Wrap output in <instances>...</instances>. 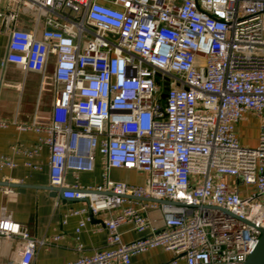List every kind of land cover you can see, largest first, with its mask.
I'll list each match as a JSON object with an SVG mask.
<instances>
[{"label": "built area", "instance_id": "built-area-1", "mask_svg": "<svg viewBox=\"0 0 264 264\" xmlns=\"http://www.w3.org/2000/svg\"><path fill=\"white\" fill-rule=\"evenodd\" d=\"M6 1L3 66L44 76L54 58L56 88L49 125L0 119V129L42 136L25 166L41 170L35 159L48 148L51 187L88 202L70 212L85 216L77 235L121 210L104 220L106 249L66 264H132L155 249L186 264H244L264 229V0ZM24 15L43 23L40 37L19 27ZM249 114L261 121L253 148L237 132ZM98 159L103 183L81 185ZM16 167L0 155V170ZM114 169L146 182L114 181ZM124 226L141 238L125 243ZM0 237L19 240L17 264H32L45 244L5 208Z\"/></svg>", "mask_w": 264, "mask_h": 264}, {"label": "crops", "instance_id": "crops-1", "mask_svg": "<svg viewBox=\"0 0 264 264\" xmlns=\"http://www.w3.org/2000/svg\"><path fill=\"white\" fill-rule=\"evenodd\" d=\"M6 7L7 1L3 0L1 9ZM22 18L23 23L19 27L36 30V35L40 37L43 23H35L31 15H24ZM8 44L9 31L0 23V119L30 124L36 118L38 124L49 125L52 121L56 88L55 59H51L44 76L25 72L14 64L3 66ZM41 138L40 134L22 132L13 126L0 129V155L11 157L17 164L16 168L0 170V187H6L2 183L51 187L48 148L44 147L35 159L41 165V170L35 171L25 166L28 161L25 151L33 149ZM102 172L98 159L95 170L81 173L79 182L86 187H97L103 183ZM111 178L131 185H143L147 175L135 170L114 169L111 171ZM68 181L71 184L75 182L72 174L68 175ZM7 188L11 189L9 194L0 191V219L5 208L13 220L20 223L32 237L45 243L37 249L32 264H66L107 248V231L103 223L118 215L120 209L98 215L77 235L76 229L85 216H70V212L87 208L86 200H66L47 190ZM150 216L157 219L160 217L158 212H152ZM153 222L158 228L163 227V221ZM121 231L125 243L141 238L130 226L122 227ZM57 236L62 239L56 242L54 238ZM80 245L82 250L78 248ZM18 246V239L0 237V264H17ZM132 264H186V261L171 252L155 249L133 257Z\"/></svg>", "mask_w": 264, "mask_h": 264}, {"label": "water", "instance_id": "water-1", "mask_svg": "<svg viewBox=\"0 0 264 264\" xmlns=\"http://www.w3.org/2000/svg\"><path fill=\"white\" fill-rule=\"evenodd\" d=\"M165 96H163L164 98ZM2 186L18 188V189H38V190H47L55 193V196L59 195L63 198L64 193L67 191L62 188H54V187H38L33 185H24V184H13V183H2ZM87 202V201H86ZM158 203L164 205H178V203H172L167 201H156ZM261 233V238L259 243L254 250V252L248 257L247 261L244 264H264V229H259Z\"/></svg>", "mask_w": 264, "mask_h": 264}, {"label": "rangeland", "instance_id": "rangeland-1", "mask_svg": "<svg viewBox=\"0 0 264 264\" xmlns=\"http://www.w3.org/2000/svg\"><path fill=\"white\" fill-rule=\"evenodd\" d=\"M260 125L261 121L257 116L253 114L247 115L238 130V136L243 147L253 148L257 146Z\"/></svg>", "mask_w": 264, "mask_h": 264}]
</instances>
